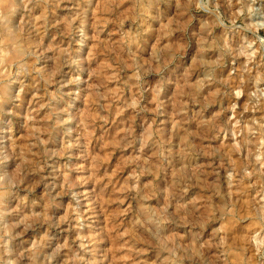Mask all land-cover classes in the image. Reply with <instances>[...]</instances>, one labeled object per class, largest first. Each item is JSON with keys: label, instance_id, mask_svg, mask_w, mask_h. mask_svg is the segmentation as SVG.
Masks as SVG:
<instances>
[{"label": "rangeland", "instance_id": "rangeland-1", "mask_svg": "<svg viewBox=\"0 0 264 264\" xmlns=\"http://www.w3.org/2000/svg\"><path fill=\"white\" fill-rule=\"evenodd\" d=\"M0 18V228L30 225L0 264H264V0H0Z\"/></svg>", "mask_w": 264, "mask_h": 264}, {"label": "clouds", "instance_id": "clouds-1", "mask_svg": "<svg viewBox=\"0 0 264 264\" xmlns=\"http://www.w3.org/2000/svg\"><path fill=\"white\" fill-rule=\"evenodd\" d=\"M11 83L12 81L10 80L4 81L5 91L7 90L8 85ZM15 189H16V185L14 183H10L6 181L3 184H0V207L3 206L4 199L10 194H12ZM5 214L6 213H0V215H5ZM161 217H163V214H161ZM172 220L173 223H175L174 218H172ZM26 221H27V217H21L19 219L14 220V222L10 224L3 225V227L0 228V247L4 249L5 254H7V248L9 242L15 239L16 237L23 235V233L30 227V225ZM169 227L170 226L165 224L163 222V219H161L157 225L156 231L146 234L144 241L145 245L150 247H159V243H158L159 234L163 231L168 230ZM22 258H23V253L17 256V261H21ZM166 259H171V257L169 256ZM6 264H14V262H6ZM157 264H159V258L157 259Z\"/></svg>", "mask_w": 264, "mask_h": 264}, {"label": "bare ground", "instance_id": "bare-ground-1", "mask_svg": "<svg viewBox=\"0 0 264 264\" xmlns=\"http://www.w3.org/2000/svg\"><path fill=\"white\" fill-rule=\"evenodd\" d=\"M13 0H10V3L12 4ZM5 15V13H4ZM4 18V17H3ZM2 18V19H3ZM1 19V18H0ZM5 20V19H4ZM12 20V18H11ZM10 20V21H11ZM5 23V22H4ZM11 24V23H10ZM5 29V28H4ZM10 29V27H9ZM4 38L8 41L10 47L13 46V54H14V57H16V55L20 54V47H19V44L16 40V37L11 33V32H7V33H4ZM23 51V50H22ZM4 203V202H3ZM2 208V207H1Z\"/></svg>", "mask_w": 264, "mask_h": 264}]
</instances>
